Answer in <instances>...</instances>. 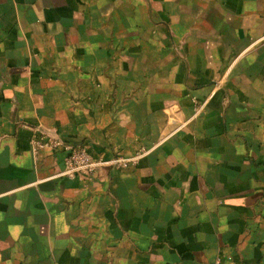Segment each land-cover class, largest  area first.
I'll return each instance as SVG.
<instances>
[{"label": "crops", "instance_id": "crops-1", "mask_svg": "<svg viewBox=\"0 0 264 264\" xmlns=\"http://www.w3.org/2000/svg\"><path fill=\"white\" fill-rule=\"evenodd\" d=\"M215 258L264 264V0H0V264Z\"/></svg>", "mask_w": 264, "mask_h": 264}, {"label": "built area", "instance_id": "built-area-1", "mask_svg": "<svg viewBox=\"0 0 264 264\" xmlns=\"http://www.w3.org/2000/svg\"><path fill=\"white\" fill-rule=\"evenodd\" d=\"M53 145H57L55 141L51 142ZM66 155L63 158L64 169L62 174L67 177H75L78 174L91 175L95 173L102 166H112L117 168H124L129 163L135 161L140 155L145 153V150L140 151L133 157H113L112 159L103 160L100 158H94L84 148L75 147L72 145L65 146ZM210 264H222L220 258H215Z\"/></svg>", "mask_w": 264, "mask_h": 264}]
</instances>
